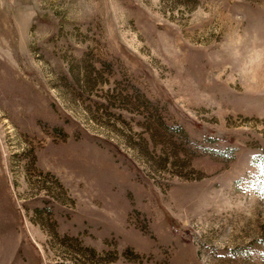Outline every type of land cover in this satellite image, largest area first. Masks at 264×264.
Returning <instances> with one entry per match:
<instances>
[{"label": "rangeland", "instance_id": "374dc122", "mask_svg": "<svg viewBox=\"0 0 264 264\" xmlns=\"http://www.w3.org/2000/svg\"><path fill=\"white\" fill-rule=\"evenodd\" d=\"M0 264H264V0H0Z\"/></svg>", "mask_w": 264, "mask_h": 264}, {"label": "trees", "instance_id": "16d2710c", "mask_svg": "<svg viewBox=\"0 0 264 264\" xmlns=\"http://www.w3.org/2000/svg\"><path fill=\"white\" fill-rule=\"evenodd\" d=\"M209 140H211V141H218L219 139H217V138H209Z\"/></svg>", "mask_w": 264, "mask_h": 264}, {"label": "bare ground", "instance_id": "6f19581e", "mask_svg": "<svg viewBox=\"0 0 264 264\" xmlns=\"http://www.w3.org/2000/svg\"><path fill=\"white\" fill-rule=\"evenodd\" d=\"M14 23V22H13Z\"/></svg>", "mask_w": 264, "mask_h": 264}]
</instances>
